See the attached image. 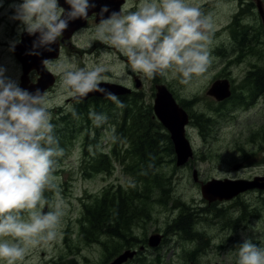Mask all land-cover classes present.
I'll return each instance as SVG.
<instances>
[{
	"label": "clouds",
	"instance_id": "1",
	"mask_svg": "<svg viewBox=\"0 0 264 264\" xmlns=\"http://www.w3.org/2000/svg\"><path fill=\"white\" fill-rule=\"evenodd\" d=\"M97 3L11 0L9 19L17 22V35L8 41V51L14 53L25 35L33 38L27 55L41 57L45 51H57L71 24L86 20ZM97 15L87 46L99 41L120 55L103 51L99 58L83 62L63 52L55 61L43 58L41 64L61 78L60 99L101 92L123 108L119 98L101 84L115 80L128 84L129 69L149 80L161 77L187 88L208 78L215 59L212 45L217 24L214 14L204 10L203 0H135L131 8L124 3L119 11L104 4ZM53 107L46 91L22 87L19 78L0 63V264H25L34 249L48 247L61 236L68 205L60 194L56 172L65 149L56 135ZM69 110L75 115L71 106ZM89 118L97 127L108 120L106 114L95 111ZM242 239L235 264H264V244Z\"/></svg>",
	"mask_w": 264,
	"mask_h": 264
},
{
	"label": "rangeland",
	"instance_id": "2",
	"mask_svg": "<svg viewBox=\"0 0 264 264\" xmlns=\"http://www.w3.org/2000/svg\"><path fill=\"white\" fill-rule=\"evenodd\" d=\"M7 1L11 2V0H4V6L0 8V63L8 66L9 74L18 77L22 84V72L18 68L17 60L14 54L8 51V41L17 35V22L9 19L12 13L7 10ZM210 2L216 3L215 0H211L207 4H211ZM226 6L223 0V7ZM238 6L239 3L235 0L231 11L236 10ZM210 11L211 9L206 12ZM225 17L226 15L216 21L217 26L212 45V55L215 59L209 70L208 78L203 83L191 88H187L175 80L163 79L170 82L187 100L198 102L192 109L195 112L194 115L204 113L210 119L205 136L190 132V144L193 150V157L190 161L185 166L179 167L174 151L170 156L162 155V162L154 169L156 174H161L166 182L168 181V185H164L162 191L153 185L151 176L148 179V185L141 182V174L138 175L135 171L140 169L137 157L129 154L131 146L127 149L128 145L122 140L118 148L124 159L114 161L113 171L110 174L94 173L85 167L91 163L94 157L113 153L116 144L113 135L116 128L115 119L113 115L108 117L113 120H107L105 123V138L92 136L86 140L82 136L88 134L87 129H81L79 125L76 136L71 138V142L65 143V156L60 160L56 172L60 194L68 205V212L63 218L60 229L61 236L48 247L34 249L26 258L25 264H109L128 250H136L138 253L136 252L135 258L124 264H235L237 245L243 242L242 237L251 238L254 243L264 244V195L262 196L258 192L253 193L254 189L260 188L247 190L249 193L236 202L218 203L215 207H210L201 194L200 184L207 183L214 178L254 182L259 176H264V107L261 108L262 110L260 109L259 115H256L254 111L247 118L238 116L239 123L226 124L227 118L223 116V113L228 115L236 114V112H228L230 107L214 109V102L207 95V90L229 61V58L222 60L221 53L225 51L230 53V47H233L234 37L231 29L229 30L228 26L218 25L219 20L227 19ZM243 26L245 25L239 27ZM252 29L254 31L245 32L249 33L250 37L243 44L244 51L251 40L260 37V31L264 33L260 25ZM254 43L256 46L247 55L254 56L255 54L254 57H257L263 53L264 37ZM115 55L119 56L120 54L116 53ZM232 55L234 56V54ZM120 59L125 61L126 58L120 56ZM241 60L243 66H249L246 57H242ZM213 66L217 68V71L213 69ZM236 66L238 65H235L231 70L234 75L236 72L244 70L242 66L240 70H236ZM142 79L148 82L145 92L151 96L153 79L149 80L143 76ZM145 103L152 105L148 101ZM109 105L105 104V111ZM113 107L118 108L114 105ZM54 108L59 107L54 106L52 109L53 123L56 125L57 131L59 124L66 122L72 114L66 111L63 116L58 118L54 114ZM260 110L258 109L257 112ZM141 111L146 112V107H142ZM117 112L121 116L122 113L119 109ZM154 114L157 119L149 113L145 116L150 117L153 121H159L155 110ZM90 122L86 118H81L79 124ZM164 129L166 128L164 127ZM167 131V129L164 130L165 135ZM135 141L137 140L135 139ZM239 166L241 169L237 170ZM195 171L198 174V183L193 177ZM87 174L90 176H86ZM259 180L261 183L264 182V179ZM165 186L169 197L164 192ZM118 188L126 191L138 188V192L144 198L148 197V202L140 204V207L144 208L142 217L131 228V236L135 237L137 244L135 243L130 248L119 247V252L112 257L110 250L114 246L118 248L120 245H118V241L100 235L94 240L92 232L87 235L86 232H83V228L86 222V207H91L104 190L114 191ZM45 195L51 197L52 193L46 192ZM170 197L169 204H165ZM237 202L245 204L243 211L249 217L252 216V210L256 208L259 219L249 220L250 225H247V221L237 222L241 225L233 232L227 226L238 219L239 211H242V207H239ZM215 213L222 218H215ZM188 214L200 216L198 219L194 217L193 230L196 234L185 232L181 235L169 230L180 218H184V215ZM188 224L189 221L183 222L184 227ZM163 232L166 234V240L158 247L147 246L142 252L138 249L139 244L147 242L149 245L151 236H162ZM107 244L110 246L108 250L105 248Z\"/></svg>",
	"mask_w": 264,
	"mask_h": 264
},
{
	"label": "flooded vegetation",
	"instance_id": "3",
	"mask_svg": "<svg viewBox=\"0 0 264 264\" xmlns=\"http://www.w3.org/2000/svg\"><path fill=\"white\" fill-rule=\"evenodd\" d=\"M209 1L211 0H203L204 10L208 11L211 9L210 12L214 14L216 21L220 19V17H224L226 15L225 18L227 19L225 21L223 19L219 20L218 25H223L222 27L228 26L227 28L229 30L231 29L232 35L234 37V41H233V47H230L231 54L228 51L221 53L220 57L222 58V60L229 58L228 59L229 61L224 65L218 77L212 83L211 87L207 90V95L214 102L213 103L215 106L214 109L216 107L221 109L224 107H230L228 112L231 111L236 112V114L230 113L228 115L226 113L225 114L223 113V116L227 118L226 124L239 123L240 120L238 116L247 118L250 115V113L254 111L256 115H259L262 110L261 108L264 107V45H263V53L260 54L259 56L254 57L255 54L254 56L247 55L250 54V50L256 46L254 42L264 37V33L260 31V37L251 40V43L247 47L246 51H244L243 49V44L250 37L249 33H245L246 31L249 30L254 31V29L252 28L259 25L264 31V0H236L239 3V6L234 11L231 10L234 7L235 0H224L225 6L227 5L226 7H223V0H215L216 1L215 4L213 2H210L211 4H207V2ZM61 2L63 3V0H61ZM124 3H128L129 7L131 8L132 4L135 3V0H98L97 7L90 11L89 16L86 20H77L71 24L69 30L63 35V37H61L58 45L56 46L57 51H53V52L45 51L43 52V56L38 58L37 56H35L36 57L35 64H27L26 67V65H24L21 62V60H19L17 56V52L15 51L13 53L17 60L18 68L22 72V79H23L22 84L24 83L25 88L29 89L30 87L37 85L40 80L42 79L46 80L47 87L44 91H46L49 94V97L53 101V105L59 107V108H54V114H56L58 118L63 116V114L67 111L69 114H72L70 117H72L77 121L80 120L81 118H86L90 122L92 121L89 118V113L91 111L105 114V104L108 103L110 105L117 106L112 100L107 99L105 94L101 92H92L88 94L87 97L79 98V99H73V98H67L63 100L60 99L58 97V92L61 85V78L59 75H54L48 69H46L41 64V60L47 57L55 61L59 53L63 52L64 55H67L69 57L75 56L81 62H83L85 58H90V57L99 58L101 52L103 51L114 52V50L109 49L105 44L99 41H92L91 46L89 47L87 46V40H88V36L91 35L92 30L94 29L95 25L98 22L99 17L97 14L99 13L100 7L103 6L104 4H107L110 9L119 11ZM7 5H8L7 10L9 11L10 9H9L8 1H7ZM241 25H245V26L239 27ZM238 31L240 32L238 33ZM82 32H86L87 35H82L81 34ZM32 39H33L32 37H28L27 35L23 37V41L24 42L27 41L24 48L25 50L27 48L26 52H28V49L31 48ZM19 47L20 45L17 46L16 50ZM232 54H234V56ZM242 57H246L248 59L249 66L248 65L243 66V61L241 60ZM235 65H238L235 67L236 70H240L241 66L244 68V70L238 71L234 75L231 72V70ZM80 66H83V63H81ZM49 67H54V64L50 65ZM25 68H27L28 70L27 73L25 71ZM213 69H216L217 71V68L215 66H213ZM128 77L130 80L128 84H122L119 81L106 82L101 84V86L103 85L105 86V84L115 83L113 85H118L125 89L123 91L124 93L120 95H116L124 105V107L122 108L123 109L122 112L125 113L127 108H134L135 110H137L138 114L142 116L141 108L146 107L147 111L144 113V116L149 113L153 115V118H156L154 114V107H155V100L157 98V94L159 93L158 88H164L167 91V93L170 94L171 97L175 100L176 104L180 108H182L188 115V123L185 126V135L186 138L189 140V142H191L190 132H192L195 135H201V136H205L207 134L208 130L206 129H207V125L210 123V119L204 113L200 115L193 114L195 112L192 109L195 105L198 104L196 100H191V101L187 100L178 92L177 89H175V87L172 86L170 82L164 81L163 78L161 77H156L155 79H153V82L151 83L152 95L148 96L147 92H145V88L148 87V82L142 79V74L134 73L129 69ZM216 84L220 86L222 90L226 89L225 92L227 91L229 93L225 99L223 98L219 100L217 95H219L220 92H218V94H215L214 91H212V88ZM152 85L154 92L152 91ZM201 99L203 98L201 97ZM145 101L150 102L152 105H149V103L148 104L145 103ZM69 106H71V108L74 109L75 115L73 114V111L71 110L68 111ZM258 109L261 110L257 112ZM217 111L219 112L220 109ZM129 120H131V115ZM80 127L82 129L85 128L87 129L88 134L82 136L86 140H88V138L92 136L97 138L100 137L105 138V124L97 127L90 122V123L82 124ZM167 135L171 140V136L168 131H167ZM171 143H172L173 151L175 153V148L172 140ZM125 144L128 145L127 149H129L130 143L128 142ZM240 169L241 167L239 166L237 170ZM258 179H264V176H259ZM217 180H221V179H217ZM224 180L226 179L224 178ZM198 182L199 181H197L196 183ZM202 184H200V186ZM256 192L261 193L262 196L264 195L263 189H254L253 193ZM246 193L249 192L247 191L245 193H240L231 200H223V201L217 200L213 202L207 201V203L210 207H215L216 205H218V203H230L233 201L236 202L237 200H240L241 198L245 197ZM238 206L242 207V211L238 210L240 212L239 218L236 219L233 223H229L227 226L233 232H235L241 225L237 222L241 221L243 223L244 221H247V225H250L249 220L259 219V217H257L258 210L256 208L252 210L253 211L252 216L249 217V215H247L243 211V209L245 208V204L239 202ZM214 216L215 218H222L220 215H217L216 213L214 214ZM193 217H196V219H198L200 216H190L189 214L184 215V218H182V223L184 221H189V224H194ZM162 236L163 238L161 244L166 240V234L163 232ZM147 246H149L147 242L146 243L144 242L138 245V249L142 252L143 249H145ZM135 252L138 253V251L136 250ZM137 253L135 254V256L137 255Z\"/></svg>",
	"mask_w": 264,
	"mask_h": 264
},
{
	"label": "trees",
	"instance_id": "4",
	"mask_svg": "<svg viewBox=\"0 0 264 264\" xmlns=\"http://www.w3.org/2000/svg\"><path fill=\"white\" fill-rule=\"evenodd\" d=\"M118 109L122 113L121 116L117 112ZM122 110V108H115L113 105H109L105 111L107 117L113 115L115 119L116 128L113 135L114 143L116 142V144L112 151L113 153L100 154L94 157L85 168L87 170L90 169L94 173L110 174L113 171L114 161L124 159L118 148L121 141L124 140L125 143H130L129 154L137 157L140 169L135 171H137L138 175L139 173L141 174V182L148 185V179L152 177L153 185L162 190L164 185H168V181L166 182V179L161 174H156L154 169L162 162V155L170 156L172 154L170 138L167 134L165 135V129L159 121H153L150 117L144 116L145 111H141L142 116H140L134 108H127L125 113ZM130 115L131 120H129ZM108 120L112 121L113 119ZM79 122L80 120L77 121L69 117L66 122L59 124L56 135L62 148L65 147V143L71 142V138H74L78 133L77 127L82 125ZM86 176H90V174ZM166 186L164 192L169 197ZM170 200L171 197L165 204H169ZM147 202L148 197L144 198L138 192V188L130 191L119 188L114 191L104 190L103 194L96 199L91 207H86V222L83 232H86L87 235L92 232L94 240L97 239L98 235L117 240L118 245L120 244L118 248L114 246L110 250L113 257L119 252V247L130 248L136 243L135 237L131 236V228L142 217L144 208H141L140 204H146ZM193 228L194 224L184 227L182 218H180L169 230L181 235L185 232L196 234ZM109 247V244L105 245L107 250Z\"/></svg>",
	"mask_w": 264,
	"mask_h": 264
},
{
	"label": "water",
	"instance_id": "5",
	"mask_svg": "<svg viewBox=\"0 0 264 264\" xmlns=\"http://www.w3.org/2000/svg\"><path fill=\"white\" fill-rule=\"evenodd\" d=\"M23 42L19 44L20 47L16 50V52L19 60H21V62L27 67V64H35L36 57L25 55L27 54L26 52L27 48L26 50L24 48L27 41H25L24 43ZM25 71L27 73L28 71L27 68H25ZM21 86L25 88L24 83L21 84ZM46 87H47L46 80L42 79L39 81L37 85L30 87L29 90L34 91L36 88H39L43 91L46 89ZM101 87L107 89L109 92L114 93L115 95H120L124 93L123 91L125 90L123 87L113 84H105V86L103 85ZM158 89H159V93L157 94V98L155 100V107H154L155 113L161 124L170 133L171 140L175 148L177 166L179 167L185 166L193 157V150L191 144L185 135V126L188 123V115L182 108H180L176 104L175 100L171 97L170 94L167 93V91L164 88H158ZM225 90L226 89L222 90V88H220V86H218L217 84L212 88V91H214L215 94H218V92H220V94L217 95L219 100L223 98L225 99L228 96L229 93L227 91L225 92ZM197 176H198L197 171H195L193 177L196 182L198 181ZM253 188L264 189V182L261 183L259 179H257V181L254 182L242 181V180L232 181L228 179L226 180L213 179L201 185V194L203 198L209 202H213L217 200L223 201V200H231L240 193H244L245 191ZM161 241H162V236L160 235L151 236L149 238V246L158 247ZM135 254H136L135 251H129V250L125 251L123 254L119 255V257H117L114 261H112L109 264H124L127 261L133 259Z\"/></svg>",
	"mask_w": 264,
	"mask_h": 264
}]
</instances>
